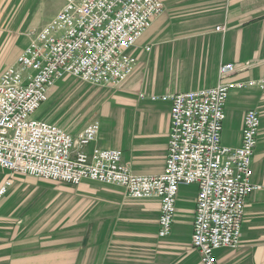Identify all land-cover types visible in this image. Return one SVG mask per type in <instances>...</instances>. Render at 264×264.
I'll list each match as a JSON object with an SVG mask.
<instances>
[{"label":"crops","instance_id":"0c3cea01","mask_svg":"<svg viewBox=\"0 0 264 264\" xmlns=\"http://www.w3.org/2000/svg\"><path fill=\"white\" fill-rule=\"evenodd\" d=\"M46 1L30 26L47 22L62 5ZM161 1L162 13L133 50L134 70L108 86L92 115L99 131L86 148L120 149L123 164L136 175L164 169L171 100L151 95L214 86L219 65L227 62L236 72L223 81H264V0ZM29 41L0 28V73ZM263 94L264 87L254 86L229 93L224 145H239L245 111L261 105ZM251 168V182L264 185L261 121ZM6 178L12 183L0 202V264H201L190 245L196 184L179 186L170 234L159 237V198L128 197L119 186L89 179L71 185L0 168V182ZM215 254L220 264H264L263 190L246 198L238 246Z\"/></svg>","mask_w":264,"mask_h":264},{"label":"built area","instance_id":"2783aa9c","mask_svg":"<svg viewBox=\"0 0 264 264\" xmlns=\"http://www.w3.org/2000/svg\"><path fill=\"white\" fill-rule=\"evenodd\" d=\"M162 11L161 0H62L0 73V168L72 185L89 179L119 186L128 197L159 198V237L170 234L179 186L196 184L190 245L201 264H220L215 251L239 244L247 196L254 189L264 192V185L251 182L259 111H245L239 145L227 146L221 141L225 103L232 90L263 88V80L223 81L236 72L227 62L219 65L214 86L151 95L171 100L164 169L158 175L133 174L120 149L86 150L99 131L95 119L72 133L33 115L63 77L97 86L124 81L136 65L132 51ZM11 183L0 182V202Z\"/></svg>","mask_w":264,"mask_h":264},{"label":"rangeland","instance_id":"374dc122","mask_svg":"<svg viewBox=\"0 0 264 264\" xmlns=\"http://www.w3.org/2000/svg\"><path fill=\"white\" fill-rule=\"evenodd\" d=\"M44 2L47 1L0 0V28L23 39H30L31 32L44 24L40 22L38 25H29L35 17L36 9ZM29 30L32 31L29 33ZM110 90L111 87L108 86L91 85L75 78L63 77L51 89L47 100L37 109L34 117L51 121L69 132H76L85 123L93 120L92 115L102 106ZM256 109L260 114L263 132L264 94L262 104Z\"/></svg>","mask_w":264,"mask_h":264}]
</instances>
